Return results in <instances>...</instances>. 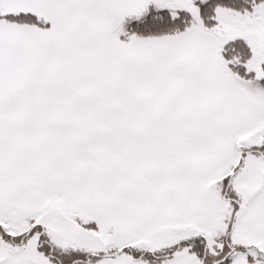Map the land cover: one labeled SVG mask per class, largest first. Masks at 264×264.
<instances>
[{
  "label": "snow or ice",
  "instance_id": "6c2138e0",
  "mask_svg": "<svg viewBox=\"0 0 264 264\" xmlns=\"http://www.w3.org/2000/svg\"><path fill=\"white\" fill-rule=\"evenodd\" d=\"M0 264H264V0H0Z\"/></svg>",
  "mask_w": 264,
  "mask_h": 264
}]
</instances>
